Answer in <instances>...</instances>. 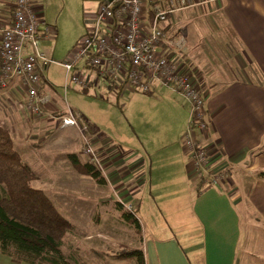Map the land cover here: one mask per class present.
Returning a JSON list of instances; mask_svg holds the SVG:
<instances>
[{"label":"crops","instance_id":"crops-1","mask_svg":"<svg viewBox=\"0 0 264 264\" xmlns=\"http://www.w3.org/2000/svg\"><path fill=\"white\" fill-rule=\"evenodd\" d=\"M14 1L0 0V25L10 23ZM152 1L147 0L145 8ZM159 1L166 5V0ZM185 1L184 5L167 15L162 25L167 35L157 52L170 57L200 89L208 123L206 131L197 133V140L208 151L212 167L226 171L229 184H204L198 189V183L188 174L187 161V173L185 164L183 166L182 180L186 183L182 199H185L188 214L182 210L180 203L166 202L176 227L167 228L162 238L156 237L161 235L157 232L141 242L129 234L132 245L126 242L127 247L145 251L146 264H192L191 255L196 260L198 257V264H255L254 260L264 264V180L254 174L257 169L264 168V0ZM33 10L41 22L39 30L44 32L48 24L36 0ZM91 13L88 12L86 17ZM88 20L85 21L87 24ZM213 33L216 34L213 36ZM49 42H39L45 55ZM47 69L48 65L41 66L43 85L38 94L47 98H43L41 104L46 110L49 108L47 113L51 114L34 117L31 125L22 120V109L17 103L21 102L25 91L18 80L13 79L6 88L0 89V121L21 144L25 139L21 134H27L23 133V127L40 132L53 117L62 119L68 116L69 108L67 111L60 109L54 100L49 103L47 94L53 88L44 76ZM84 71L91 80L90 88L98 87V83L93 81L94 70ZM74 87L73 90L79 91L77 86ZM161 88L155 86L153 95L160 97ZM109 90H117L112 82ZM170 99L175 100L172 95ZM174 108L175 104L170 101L164 113L171 117ZM159 112L158 109L150 111L148 120L158 122L161 119ZM72 116L77 125L59 128L78 129L81 122L74 112ZM38 122L40 125H37ZM108 139L95 138L92 143L98 145L95 153L101 154L99 161L105 163V170L99 168L105 183L119 193L118 199L125 206L126 201L138 197L146 183L145 176L140 173L146 159L142 154L131 152L135 171H127L125 158L109 148L111 140ZM176 145L179 147L178 140ZM174 152L179 154L180 161L183 156L187 159L180 147ZM230 186L234 188L233 193ZM137 209L136 206L133 210L135 216ZM95 236L104 238L100 233ZM85 237L92 236L87 234ZM0 264L27 263H16L10 256L0 253Z\"/></svg>","mask_w":264,"mask_h":264},{"label":"rangeland","instance_id":"rangeland-1","mask_svg":"<svg viewBox=\"0 0 264 264\" xmlns=\"http://www.w3.org/2000/svg\"><path fill=\"white\" fill-rule=\"evenodd\" d=\"M100 1L103 3L107 0H36L51 33L45 52L53 62L48 65L44 76L52 85L53 91L44 90L50 94H47L49 103L54 100L60 109L67 111L69 108V113L74 112L81 125L78 129L62 130L59 128L62 119L53 117L48 126L47 123H41L46 127L40 132L25 126L23 133L27 134H21L25 138L24 144L16 142L14 137L13 147L33 170L36 176L34 186L43 191L56 211L72 226L66 234V243L62 246L66 256L72 251L75 258L84 264H136L134 257L123 255L130 250L126 242L132 245L129 234L141 242L157 232L161 235L156 237L162 238L167 228H175V218L166 202L180 203L182 210L188 214L185 199H182L186 183L182 180L183 166L185 164L187 173V159L183 156L180 161L179 154L174 152L179 147L184 152L182 142L187 131L188 107L181 96L162 86L160 97L144 95L132 89L111 91L109 87L112 81L100 79L98 87L90 88L87 93L73 90V85L64 90L66 74L61 63L68 58L79 37L86 32V14L95 12ZM173 6L177 8L180 5L174 3ZM171 95L175 100L170 99ZM40 98L44 100L46 97ZM170 101L175 104V110L168 117L164 110ZM17 103L19 105V101ZM41 108L42 115L50 111L49 108H44V104H41ZM155 109L160 111L161 119L152 123L148 120L149 112ZM21 116L26 125H31L34 117H37L23 109ZM102 137L109 138V148L125 158L129 172L135 171L130 153L137 152L145 156L144 168L140 173L145 176L146 183L136 199L132 198L125 203V209L131 202L132 211L138 207L136 217L141 226L139 234L135 232L133 224L125 219V211L117 206V201H120L119 193L114 192L106 183H98L72 162L73 156L79 165L90 161L85 152V138L89 139L93 150L98 151V145L92 143V139ZM177 140L179 147L176 145ZM100 157L101 154L99 156L97 153L96 160L91 161L105 170V163L99 161ZM227 180L229 178L226 177L220 183L228 185ZM230 187V192L233 193L234 188ZM101 198L107 201L103 202ZM97 233L108 240L95 236ZM87 234L92 237H85ZM118 241L124 245H119ZM73 244L75 246L70 250L69 247ZM189 258L192 264H198V257L197 260L192 255ZM256 262L254 260L258 264Z\"/></svg>","mask_w":264,"mask_h":264},{"label":"built area","instance_id":"built-area-1","mask_svg":"<svg viewBox=\"0 0 264 264\" xmlns=\"http://www.w3.org/2000/svg\"><path fill=\"white\" fill-rule=\"evenodd\" d=\"M185 0H166V7L159 0H112L100 3L88 17L86 32L78 39L68 58L61 63L65 70L64 90L77 86L87 93L91 80L85 69L95 72L94 82L112 81L119 91L133 90L153 95L155 86L165 87L181 96L188 107V125L183 139L187 155L188 174L198 183L216 185L227 177L224 170L211 167L208 151L200 145L197 133L206 131L207 117L204 97L189 76L165 54L157 49L166 38L162 26L167 15ZM34 0H15L10 12V23L0 25V89L17 79L24 87L20 108L33 116H42L38 91L43 85L42 65L53 60L40 49L39 42L50 40L47 25L40 32L41 22L33 10ZM114 81V82H113ZM116 81V84H115ZM93 83V82H92ZM77 125L68 111L61 126ZM85 152L96 160L95 150L85 138ZM132 211V207L127 205Z\"/></svg>","mask_w":264,"mask_h":264},{"label":"trees","instance_id":"trees-1","mask_svg":"<svg viewBox=\"0 0 264 264\" xmlns=\"http://www.w3.org/2000/svg\"><path fill=\"white\" fill-rule=\"evenodd\" d=\"M13 141L12 132L0 121V253L10 256L16 263L84 264L75 258L74 252L68 256L64 254L62 246L72 226L56 211L43 191L34 186L36 176L13 147ZM72 158L80 171L100 184L105 183L100 169L92 161L79 165L74 156ZM254 174L264 180V169ZM117 206L125 211V219L139 234L141 226L133 211L125 209L120 201ZM123 255L134 257L136 264H145L141 249H130Z\"/></svg>","mask_w":264,"mask_h":264},{"label":"water","instance_id":"water-1","mask_svg":"<svg viewBox=\"0 0 264 264\" xmlns=\"http://www.w3.org/2000/svg\"><path fill=\"white\" fill-rule=\"evenodd\" d=\"M109 1H112V0H109Z\"/></svg>","mask_w":264,"mask_h":264}]
</instances>
